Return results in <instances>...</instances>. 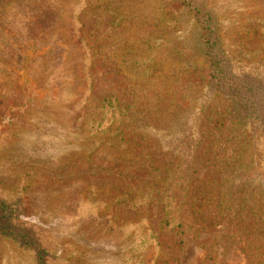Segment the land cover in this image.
<instances>
[{
  "label": "rangeland",
  "instance_id": "1",
  "mask_svg": "<svg viewBox=\"0 0 264 264\" xmlns=\"http://www.w3.org/2000/svg\"><path fill=\"white\" fill-rule=\"evenodd\" d=\"M182 1L0 0V109L18 84L29 87L17 125L0 126L13 135L0 144V264H36L37 248L44 264H264V218L232 220L219 207L220 168L246 146L254 154L252 131L235 128L227 99L207 90L200 26ZM192 2L209 12L230 69L264 85V0ZM186 58L197 73L179 65ZM149 62L157 70L142 76ZM107 96L148 112L153 125L127 139L170 172L153 176L139 158L96 146L83 117ZM172 119L192 141L186 161ZM184 162L194 172L179 197V235L161 225L163 193L136 208L113 201L137 200L147 186L181 191L172 171Z\"/></svg>",
  "mask_w": 264,
  "mask_h": 264
},
{
  "label": "trees",
  "instance_id": "2",
  "mask_svg": "<svg viewBox=\"0 0 264 264\" xmlns=\"http://www.w3.org/2000/svg\"><path fill=\"white\" fill-rule=\"evenodd\" d=\"M179 6L187 8L189 13H193L196 23L200 26V34L195 38V42L198 45L199 54L208 65L209 80L207 90L222 94L229 102L228 115L231 124L235 128H244L246 126L250 128L253 135L254 154H252L250 146H246L238 153L232 155L229 158V162L220 168V171L224 172L222 175L223 183L219 189L220 212L226 218L232 220L242 218L247 213L260 219L264 218V85L256 77L238 75L230 69L231 66L216 42L214 29L210 25V15L207 17L209 12L198 10L192 0H183L179 3ZM173 13V10H169L167 14L162 13L161 18L164 21H169L170 18L166 19L165 17H173ZM29 43L32 44V42ZM133 64L135 65V63ZM179 65L183 67L182 69L186 73H197L200 70V64L197 63V60L192 59V61H189V58H186ZM156 70L157 68L151 62L148 64L144 63L142 76L148 72L154 74ZM28 96V85L25 83L18 84L16 92H13L7 98V100L9 99L8 104L0 109V126L8 128L10 125H17L19 115L24 113L28 107L26 106V97ZM166 98L164 96L160 99V102H163ZM163 106L166 109H170L173 107L172 101L168 100L160 108ZM89 107V111L84 114L83 119L96 138V146L100 145V143L111 147L115 146L118 152L114 156L120 159L139 158L149 174L153 176L161 174L163 170L170 172L165 168H158L153 158L145 153L141 145L133 146L131 141L127 139L128 131L137 133L141 131L142 127L148 129L153 125L152 119H146V122L144 120L147 118L148 112H138V109L131 103L121 105L112 96H107L99 102H91ZM131 117H135V120L131 121ZM158 121L156 120L155 125H159ZM166 126L171 128L169 131L173 134L171 135L172 141H179L176 142V145L180 147L179 149L175 147V150L179 152L182 150L180 153H182L183 159L186 161L191 155L192 141L190 140V143L184 139L187 136L184 135V132H181L184 129L182 123L179 120L172 119ZM6 132V129L0 128V144L5 143V139L13 136L12 134H6ZM190 138L193 139L192 137ZM125 149H128L129 152H125ZM192 168V164L184 162L177 166L175 170L173 169L174 172L172 171L174 177L183 183L181 191L172 190L171 192L168 189L166 193L165 189L161 191L154 189L151 194L150 190L152 187L147 186L140 193V197L137 200L129 199L128 196H114L113 201L136 208L142 204H148L151 201L149 198L153 194L157 193L160 195V193H163L160 196V202L162 203L161 225L168 231L179 235L181 233V223L178 215L180 211L179 197L181 192L186 190L185 187H188L192 179V173L194 172ZM156 178L160 180L159 176ZM255 180L258 182L257 186H253ZM162 182H168V177H162ZM151 232L154 234L153 231ZM20 239L22 240L23 238ZM43 252L48 256V252L37 248L36 264H44L40 257Z\"/></svg>",
  "mask_w": 264,
  "mask_h": 264
}]
</instances>
